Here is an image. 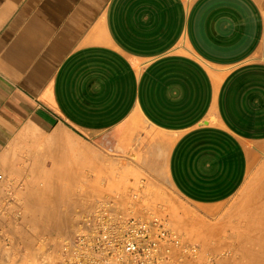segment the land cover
Returning a JSON list of instances; mask_svg holds the SVG:
<instances>
[{
    "label": "crops",
    "instance_id": "1",
    "mask_svg": "<svg viewBox=\"0 0 264 264\" xmlns=\"http://www.w3.org/2000/svg\"><path fill=\"white\" fill-rule=\"evenodd\" d=\"M0 174V216L6 184L148 215L170 190L264 248V0H0Z\"/></svg>",
    "mask_w": 264,
    "mask_h": 264
},
{
    "label": "rangeland",
    "instance_id": "2",
    "mask_svg": "<svg viewBox=\"0 0 264 264\" xmlns=\"http://www.w3.org/2000/svg\"><path fill=\"white\" fill-rule=\"evenodd\" d=\"M5 180L4 177L0 187ZM6 186L8 191L18 192L20 189V194L15 195L16 200L9 206L11 215L3 216L9 226L13 227L9 237L13 245L0 244V264H59L62 244L73 235L80 214L86 210L79 211L71 207L67 198L68 184L60 185V198L52 200L41 199V189L44 187L42 184ZM54 190L50 185L51 196ZM168 197L165 203L169 208L157 211L158 214H138L131 210L122 213L142 218L157 216L180 237L182 244L195 248V253L189 248L185 252L175 250L176 264H236L237 261H243L235 255L234 247L229 245L230 241L234 243L236 238H243L245 233L248 235L249 232L236 230L238 227H245L235 224L237 217L246 220L245 217L233 216L234 224L227 223L220 231H216V215H204L200 209L178 198L170 190ZM59 221L61 225L58 224ZM254 250L259 252L258 258H264V248Z\"/></svg>",
    "mask_w": 264,
    "mask_h": 264
},
{
    "label": "built area",
    "instance_id": "3",
    "mask_svg": "<svg viewBox=\"0 0 264 264\" xmlns=\"http://www.w3.org/2000/svg\"><path fill=\"white\" fill-rule=\"evenodd\" d=\"M188 248L161 218L128 216L113 202L99 201L80 215L62 244L59 264H176L175 250Z\"/></svg>",
    "mask_w": 264,
    "mask_h": 264
},
{
    "label": "bare ground",
    "instance_id": "4",
    "mask_svg": "<svg viewBox=\"0 0 264 264\" xmlns=\"http://www.w3.org/2000/svg\"><path fill=\"white\" fill-rule=\"evenodd\" d=\"M52 197V196H51ZM51 200H52V198H51ZM46 206V205H45ZM32 207V206H31ZM30 208V207H29ZM35 208V207H34ZM37 208H38V206H37ZM37 210V209H36ZM1 217V216H0ZM1 218H3V216L1 217ZM3 219H5V218H3ZM0 220H2V219H0ZM3 221V220H2ZM4 223H6V221H4ZM2 224H3V222H2ZM4 226L6 225V224H3ZM2 225V226H3ZM1 226V225H0ZM14 226H15V224H14ZM5 228H7V227H5ZM8 228H10V227H8ZM13 230V229H12ZM247 230V229H246ZM7 231H8V229H7ZM249 231V230H248ZM1 232V231H0ZM9 232V231H8ZM12 232V231H11ZM16 232V231H15ZM7 233V232H6ZM10 233V232H9ZM14 233V232H13ZM15 234V233H14ZM6 235V234H5ZM12 236H14L13 234H12ZM2 237V236H1ZM4 237V236H3ZM2 237V238H3ZM8 237V236H7ZM0 240H2V239H0ZM7 240H8V238H7ZM9 240H11V238L9 239ZM257 248H261V247H257ZM234 249V253H235V255L236 256H239L240 257V259H245V258H256V259H258V256H259V252L257 251V250H254V249H256V248H252V247H249V248H233ZM230 261H232V260H230ZM242 261V260H241ZM240 264V263H239Z\"/></svg>",
    "mask_w": 264,
    "mask_h": 264
}]
</instances>
